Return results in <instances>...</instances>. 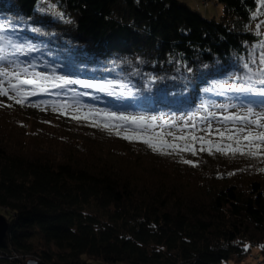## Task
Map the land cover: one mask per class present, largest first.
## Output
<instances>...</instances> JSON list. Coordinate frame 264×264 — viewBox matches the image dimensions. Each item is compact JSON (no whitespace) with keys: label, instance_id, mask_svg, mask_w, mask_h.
Returning <instances> with one entry per match:
<instances>
[{"label":"trees","instance_id":"16d2710c","mask_svg":"<svg viewBox=\"0 0 264 264\" xmlns=\"http://www.w3.org/2000/svg\"><path fill=\"white\" fill-rule=\"evenodd\" d=\"M213 1L219 19L180 0H0V23L39 44L44 60L75 63L80 78L144 88L147 74L166 77L138 101L96 92L101 99L87 103L179 116L201 102L229 103L234 93L221 96L216 82H235L229 73L239 74L261 42L251 27L259 0ZM32 56L40 53L20 59ZM41 96L51 98L29 100ZM0 101V215L8 222L0 264H229L249 247L264 261V156L209 154L199 144L196 155H168L94 127L111 143L81 150L64 125L28 124L17 114H30L28 103Z\"/></svg>","mask_w":264,"mask_h":264},{"label":"snow or ice","instance_id":"6c2138e0","mask_svg":"<svg viewBox=\"0 0 264 264\" xmlns=\"http://www.w3.org/2000/svg\"><path fill=\"white\" fill-rule=\"evenodd\" d=\"M261 2L264 4V0ZM57 19L63 21L64 14H57ZM24 23L27 26V21ZM11 27L12 31L9 32L0 23V97L6 96L16 104L28 103L33 107H42L43 110H47L50 105L53 111L61 115L77 121H88L90 126L130 142H142L154 152L168 155L188 152L196 155V145L199 144V151L209 154L215 150L223 154L264 156V152L260 151L264 148V43L259 45L258 59L249 52L248 61L238 69L239 74L229 73V78L235 82H216L221 96L234 93L227 97L229 103L216 105L214 102H201L195 111L181 113L179 116L172 112L169 116L150 111L100 107L83 99L87 97L99 101L101 97L95 94L99 92L114 97L122 104L129 100L138 101L145 91L151 92L150 85L162 83L166 77L147 74L144 88H136L130 82L125 84L123 79L80 78L75 63L55 65L52 61L44 60L40 45L27 36H21L14 24ZM31 31L40 34L42 29L32 26ZM38 52L39 57L20 59L21 56L29 57ZM37 59L42 61L45 70H40V65L34 62ZM187 70L192 72L191 68ZM70 86L93 91H80ZM38 95H50L53 99L38 102L29 100V97ZM233 100L238 103H231ZM3 103L0 101V105ZM213 108L217 111H212ZM213 122L223 127H217L213 132ZM199 132L205 134L198 135ZM213 135L218 139H211ZM182 162L198 166L194 160Z\"/></svg>","mask_w":264,"mask_h":264},{"label":"rangeland","instance_id":"374dc122","mask_svg":"<svg viewBox=\"0 0 264 264\" xmlns=\"http://www.w3.org/2000/svg\"><path fill=\"white\" fill-rule=\"evenodd\" d=\"M180 1L186 3L190 7L198 10L199 12H201L204 16H206L208 18L215 17L216 19H219V16L221 15L222 5L215 3L213 0H180ZM253 17L254 18H253V22L251 24V27H252L253 31H256L257 33H259V38H260L261 42L252 44L251 49H252V53L254 55V58L258 59V53L260 52L259 45L261 43H264V4H262L261 0L258 1L257 8L254 12ZM70 87H73V86H70ZM53 91H55V90H53ZM44 96H46V95H44ZM52 99H53L52 96H51V98H46V97L41 96L39 98V101L52 100ZM224 102L228 103L226 101H224ZM224 102H221V103H224ZM28 111L30 114L26 113V115H25V114H23V112H20V111H17V114L21 117L26 116L25 118H28L27 119L28 124L33 123V122L35 123L36 121L37 122L38 121H40V122L50 121L54 124H59L60 125L59 127H62L64 125L65 130H67V129L70 130V133H69L70 138L77 139V140L81 141V142H79L81 150H85L84 146L86 148L91 149L92 146H95L98 144L103 145L102 142L96 141V140H100V139H102L104 142L106 141L105 142L106 144L111 143V141H110L111 139H108V138H105V137H102V136H99L98 134H96L97 131H95L94 129H91L92 126L88 125L90 122L84 121V120L77 121V120L72 119L70 116L61 115L60 113L53 111L52 107L50 105L47 107L46 111H44L42 107H33V106H30ZM213 111H217V109H214ZM257 111H259V109H257ZM44 114L58 115L61 118H65L66 120L70 119L73 121H68V122H70L71 125H65V124H63L59 121H55L53 119H49V118L47 119V118L40 117L41 115L44 116ZM7 116H9V115L7 114ZM179 123H182V121H180ZM67 126L70 128H68ZM87 127H90V128L87 129ZM217 127H223V125H217L215 122H213V132H215ZM229 127H231V126L229 125ZM254 127L255 126H253V128ZM85 130H87L88 132ZM96 130H100V129H96ZM173 131H175V130H173ZM92 133L94 135H92ZM103 133H105V132H103ZM86 134H89L90 138ZM197 134L198 135H204L205 133L199 132ZM213 137H217V136L213 135ZM113 143H115V142H113ZM118 144H120V143H118ZM249 249H250L249 252L242 257L243 258L242 260H237L236 258H233V259H230L228 261V263L229 264H264V261L262 260V257L259 253V248L258 247H249Z\"/></svg>","mask_w":264,"mask_h":264},{"label":"water","instance_id":"95a60500","mask_svg":"<svg viewBox=\"0 0 264 264\" xmlns=\"http://www.w3.org/2000/svg\"><path fill=\"white\" fill-rule=\"evenodd\" d=\"M7 230H8L7 219L3 215H0V242H2L5 239ZM27 264H35V262L28 261Z\"/></svg>","mask_w":264,"mask_h":264}]
</instances>
